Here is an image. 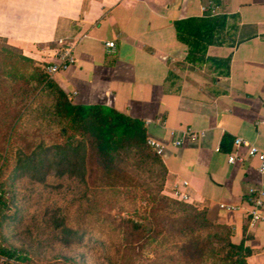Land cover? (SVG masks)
I'll use <instances>...</instances> for the list:
<instances>
[{"label": "crops", "instance_id": "0c3cea01", "mask_svg": "<svg viewBox=\"0 0 264 264\" xmlns=\"http://www.w3.org/2000/svg\"><path fill=\"white\" fill-rule=\"evenodd\" d=\"M216 18L225 26L212 45L180 41L177 23ZM0 39L48 66L71 48L74 64L52 75L70 100L143 120L164 147V193L181 189L233 228L248 264H264V220L251 223L249 194L264 200V174L247 155L228 161L237 138L264 151V0H0ZM186 129L199 137L175 145Z\"/></svg>", "mask_w": 264, "mask_h": 264}, {"label": "trees", "instance_id": "16d2710c", "mask_svg": "<svg viewBox=\"0 0 264 264\" xmlns=\"http://www.w3.org/2000/svg\"><path fill=\"white\" fill-rule=\"evenodd\" d=\"M224 26V18L176 24L180 41L191 50L215 43L216 32ZM47 66L0 39V259H6L4 264L30 261L26 250L5 244L6 228L22 222L16 192L8 191L14 185L6 179L44 182L55 176L87 184L95 169L105 176L95 189L114 186V205L121 203L122 196L129 197L130 216L114 219L113 224L120 243L108 239L123 260L161 248L163 252H155L149 264H248L251 250L244 242L232 241L231 226L214 223L206 210L164 193L167 169L148 142L143 120L102 105L74 104L46 72ZM129 157L136 158L135 169L128 165ZM137 169L147 177L140 179ZM60 213L58 209L46 214L54 239L66 246L83 242L87 231L73 228Z\"/></svg>", "mask_w": 264, "mask_h": 264}, {"label": "rangeland", "instance_id": "374dc122", "mask_svg": "<svg viewBox=\"0 0 264 264\" xmlns=\"http://www.w3.org/2000/svg\"><path fill=\"white\" fill-rule=\"evenodd\" d=\"M124 159L126 161V157ZM127 161L131 169L136 168V158L129 157ZM137 171L140 179L147 177V174L140 173L141 169ZM104 178L102 170L95 169L87 184L77 179L55 176L47 177L44 182L29 177L6 179V182L14 185L8 191L16 192L22 222L17 221L6 228L3 232L7 238L5 244L26 250L25 254L30 258L27 264H149V260L155 259V254L163 252V249L144 250L138 257L131 255L123 260L110 248L108 239L114 242L115 238L120 243V235L114 232V219L130 216L131 208L128 196H122L123 200H120L126 205H114L117 198L114 186L101 185L100 189H95ZM58 209L61 215L68 218L70 226L87 231L83 242L66 246L54 239L56 233L48 223L46 214L48 210ZM14 210L11 205L10 211ZM64 258L73 261L64 262ZM5 261L0 259V264Z\"/></svg>", "mask_w": 264, "mask_h": 264}, {"label": "built area", "instance_id": "2783aa9c", "mask_svg": "<svg viewBox=\"0 0 264 264\" xmlns=\"http://www.w3.org/2000/svg\"><path fill=\"white\" fill-rule=\"evenodd\" d=\"M204 11H207V8H204ZM214 12V10H212ZM106 47L109 49L115 48L114 42H107ZM75 58L72 52L71 48H65L60 53L59 61L57 63H54L53 65H49L46 67V72L52 77V75L59 72L61 69L66 68L67 66L74 64ZM199 137V133H196L192 131L191 129H186L182 132L181 138H178L174 144L177 146H182L185 141L187 140H196ZM149 144L156 150V152L159 155L163 154L164 147L162 144L151 140L148 138ZM235 146H236V152L234 154H231L229 156V163L234 164L236 162H243L247 158L245 155H247L250 159H257L259 162L258 170L261 174H264V151L260 150L258 147L251 145L249 142H247L243 138H237L235 140ZM245 150L246 154H243L242 150ZM250 194V201L253 204V209L251 212V223L256 224L262 220H264V217L262 216V208L264 206V200L262 198V193L254 194L252 190L249 191ZM173 198L175 200L186 202L188 200V196L182 194L181 189L177 188L174 191ZM222 208H232L229 206L221 205Z\"/></svg>", "mask_w": 264, "mask_h": 264}]
</instances>
